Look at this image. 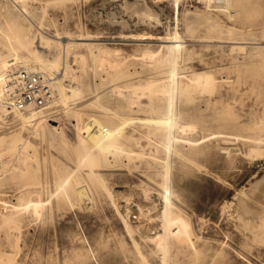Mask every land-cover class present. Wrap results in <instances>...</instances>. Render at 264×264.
I'll use <instances>...</instances> for the list:
<instances>
[{"label":"rangeland","instance_id":"obj_1","mask_svg":"<svg viewBox=\"0 0 264 264\" xmlns=\"http://www.w3.org/2000/svg\"><path fill=\"white\" fill-rule=\"evenodd\" d=\"M193 10L208 12L212 33L190 34L185 16ZM12 17L52 60L60 49L65 58L69 39L90 34L117 64L75 45L67 60L77 92L66 104L40 123L15 112L0 119V211L6 202L13 217L9 225L0 213V252L16 254L13 264H264V213L243 215L239 202L264 177V0H0L6 65L30 55L9 39ZM41 30L60 41L42 44ZM169 38L180 39L177 54ZM100 139L122 142L126 154L99 153ZM77 184L87 203L65 191ZM166 187L164 251L138 226L159 208L162 227ZM136 207L142 223L131 221Z\"/></svg>","mask_w":264,"mask_h":264},{"label":"bare ground","instance_id":"obj_2","mask_svg":"<svg viewBox=\"0 0 264 264\" xmlns=\"http://www.w3.org/2000/svg\"><path fill=\"white\" fill-rule=\"evenodd\" d=\"M5 1V0H4ZM176 1V0H175ZM239 1V0H238ZM256 1V0H255ZM7 2V1H6ZM232 2V0H231ZM254 2V1H253ZM16 4V3H15ZM179 5V3H177ZM251 4V3H250ZM17 5V4H16ZM238 5V4H237ZM240 5V4H239ZM244 5V4H243ZM261 5V4H260ZM4 6V5H3ZM135 6V5H133ZM145 6V5H144ZM147 6V5H146ZM139 7V6H138ZM251 7V6H250ZM20 8V7H19ZM241 8V7H240ZM261 8V7H260ZM6 9L8 10V12H11V6L9 7V5H6ZM22 9V8H21ZM24 9V8H23ZM198 9V8H197ZM234 9V8H233ZM251 9V8H250ZM142 10V14L143 15H152V12L150 11V9L148 7H144L141 9ZM154 10V9H153ZM195 10V9H194ZM193 12H189L185 17L186 20L188 21L189 24V28L188 31L190 32L191 35H196L202 32L205 33H212L211 27L214 26L211 21H209V17L210 15H208V12H200V11H194ZM202 11V10H201ZM247 11V10H246ZM254 11V10H253ZM25 12V11H24ZM139 12V11H138ZM156 12V11H155ZM188 12V11H187ZM186 13V12H185ZM257 13V12H256ZM156 14V13H155ZM154 14V15H155ZM246 14V13H244ZM9 17V16H8ZM13 18V17H12ZM28 18V17H27ZM11 19V18H10ZM251 19V18H250ZM79 20V19H78ZM212 24V25H211ZM217 23H215L216 26ZM219 24V23H218ZM10 25L12 27H14L13 30V34L10 35L9 39L11 41H15L17 43V49L16 52L19 51L20 49H26L28 51V53H30V55L24 57L21 60H17L15 62H12L9 65H6L5 62L0 59V119H5L6 115L10 114L11 112H15L17 113L20 118L24 121V123H34V122H39L40 119L45 118L48 116L47 111L50 110L51 108H53V106H56L58 104H66V102L68 101V98L70 95V93L68 94V92L72 91V93H76L77 90L74 87L76 85V77L74 75H72V70L75 68V66L67 60V56L68 53L71 52V48L75 47V45H83L85 44L86 46H88V49L90 50V57H94V59L96 58L99 59L101 62L100 63H104V64H108L111 66L117 64V62H114L113 60H111L109 58V55L112 54V50H110L111 48L108 49V47H104L101 46L100 42H95L96 40H98V38H96L94 35H86V36H80V37H76V38H71L69 39L68 42H66L64 45V50H65V58L63 57V54L61 49H60V54H58V57L54 60L48 58V56H44L41 54V52L34 47V42L35 39L30 38V32L24 27V25L22 23H20L17 19H14L10 22ZM43 25V24H42ZM80 26V25H79ZM86 27V26H85ZM224 27V26H223ZM41 28V27H40ZM216 27H213V29ZM225 28V27H224ZM11 29V28H10ZM39 29V28H38ZM83 30V29H82ZM218 31L220 29H217ZM216 30V31H217ZM1 31V30H0ZM89 31V29H88ZM263 32V31H262ZM40 42L42 44H52L54 42H59L60 40H58L59 37L54 36V35H49L48 33H46L45 31L41 30L40 32ZM35 34V33H34ZM54 34V33H53ZM264 36V32L262 33ZM208 35V34H207ZM261 35V34H260ZM65 36V35H64ZM210 36V35H209ZM257 36V35H256ZM262 36V35H261ZM254 37V36H253ZM61 38V37H60ZM59 38V39H60ZM63 38V37H62ZM216 38V37H215ZM247 38V37H245ZM248 38H252V37H248ZM255 38V37H254ZM262 38V37H261ZM104 39V38H103ZM62 40V39H61ZM165 41L172 42L170 45L173 46V49L175 50V54H177L180 50V46H181V41L180 39H164ZM263 40V38H262ZM260 41V40H259ZM106 42V41H105ZM186 42V41H185ZM203 42V41H202ZM264 42V40H263ZM40 43V44H41ZM64 43V42H63ZM174 43V45H173ZM41 44V45H42ZM106 45V43H105ZM109 45V44H108ZM260 45V44H258ZM44 46V45H43ZM12 47V46H11ZM112 47V46H111ZM241 47V46H240ZM245 47V46H244ZM93 48H97L99 49L98 53H95ZM171 48V46H170ZM114 49V48H113ZM172 51V50H171ZM119 52V51H117ZM75 56V55H72ZM133 56V55H132ZM78 59V62H84L85 59L87 58V55L85 54H76L75 59ZM73 60V59H71ZM148 61V60H147ZM174 62V59H173ZM172 62V64L174 65V63ZM100 66V65H99ZM28 68V69H36V70H40L42 72H45L46 74H50V75H54V90H55V97L54 100L52 102V104L50 105L49 108L44 109V110H32L29 112H22V111H14L10 108L11 106V101L9 99L8 94L6 93V81L9 77V75L11 74V72L13 70H15L16 68ZM173 69V68H172ZM71 72V73H70ZM110 73V72H109ZM113 73V72H112ZM121 73V72H120ZM173 75V73H172ZM110 76V74L108 75ZM71 77V78H70ZM111 77V76H110ZM172 77V76H171ZM199 77V73H195L193 75V77H191V80L193 81L194 79L196 80ZM66 78H70L72 84L69 85V83L65 84V79ZM218 80V79H217ZM228 80V79H227ZM194 82V81H193ZM213 82L216 85V78H214ZM127 85V84H126ZM173 85V84H172ZM146 86V85H145ZM144 86V88H145ZM142 87V86H141ZM119 88V87H118ZM144 88L142 90H144ZM208 89L213 88V87H207ZM140 89V90H141ZM148 89V88H147ZM139 90V89H138ZM137 90V91H138ZM122 91V90H121ZM136 91V92H137ZM149 91V90H148ZM138 93V92H137ZM172 95V94H171ZM97 98V97H96ZM98 100V99H97ZM171 112V111H170ZM171 114V113H170ZM172 115V114H171ZM49 120H54L56 121L55 118H49ZM57 122V121H56ZM164 123H168L170 130H169V136H168V140L166 141V146L168 147V149L170 150V147L172 145V142L174 140H176L175 135H173L172 133V129L174 127V118L173 117H169L167 119L163 120ZM40 123V122H39ZM23 124V123H21ZM23 126V125H21ZM32 126V125H31ZM56 126L57 125H53ZM182 128V127H180ZM183 129V128H182ZM180 129V130H182ZM185 129V128H184ZM188 129V128H186ZM35 130V129H34ZM113 131V130H112ZM16 132V131H15ZM19 135V134H18ZM109 135V134H108ZM244 135V134H243ZM264 135V134H263ZM262 135V136H263ZM235 136V135H234ZM1 137V136H0ZM21 135L19 136L20 139ZM147 137V136H146ZM238 137V136H237ZM17 138V137H16ZM15 138V139H16ZM22 138V137H21ZM19 139H16V141L14 143L19 142ZM18 140V141H17ZM22 140V139H21ZM20 140V141H21ZM148 140V139H147ZM153 140V139H152ZM151 140V141H152ZM238 140V139H237ZM150 142V141H149ZM163 142V141H161ZM264 142V141H262ZM22 143H24V141H22ZM164 143V142H163ZM174 143V142H173ZM257 143V142H255ZM179 144V142H178ZM198 144V143H197ZM28 145V144H27ZM196 145V144H194ZM253 145V144H252ZM16 147H18V145H15ZM23 146V144H22ZM96 146V145H95ZM148 146V143H147ZM152 146V145H151ZM231 146V145H230ZM13 147V146H12ZM174 147V145H173ZM254 147V145H253ZM15 148V147H14ZM96 148L99 150L100 152H103L104 155H106L107 153H113V154H120V153H124L127 151L126 150V146L120 142V141H109V140H105V139H100V141L97 143ZM90 150L91 152H94L95 149ZM151 148V147H150ZM149 148V150H150ZM251 148V147H250ZM249 148V149H250ZM17 149V148H16ZM172 149V148H171ZM252 149V148H251ZM126 150V151H125ZM130 150V149H129ZM128 150V151H129ZM255 151H253V153L256 155L259 154V148L253 149ZM264 149H262L263 151ZM125 151V152H124ZM131 151V150H130ZM110 152V153H109ZM134 153L137 154V152L133 151ZM98 155V152H95ZM132 153V152H130ZM132 153V154H134ZM179 153V152H178ZM252 153V154H253ZM263 153V152H262ZM131 154V155H132ZM139 154V153H138ZM142 154V153H141ZM144 155V154H143ZM251 155V154H250ZM253 155V156H255ZM261 155V154H260ZM168 156V155H167ZM252 156V155H251ZM262 157V156H261ZM168 158V157H167ZM264 158V156H263ZM24 159V158H23ZM22 159V160H23ZM86 160V159H85ZM171 160V159H170ZM169 161V158H168ZM153 162V161H152ZM169 163V162H168ZM167 167L169 166L166 165ZM172 166V165H171ZM168 168H166L167 170ZM172 170V169H171ZM168 173V172H167ZM166 173V178L169 179V174ZM96 175V174H95ZM69 178V177H68ZM166 179V182H168ZM103 180V179H102ZM105 181V179H104ZM61 182V181H60ZM63 182V180H62ZM81 183V181H80ZM168 184V183H167ZM64 185V184H63ZM107 185V184H106ZM60 186V185H59ZM62 186V185H61ZM167 186V185H166ZM61 188V187H60ZM167 189L164 192V198H165V207L162 211V215H163V219H162V227H161V221L159 216L161 215V209H157L156 211L153 212V217L154 219L151 220L149 217H146L147 219L149 218L150 220L142 223L144 219H142V217L140 218V210L139 207H136L135 209H133V211H131V221L133 222H140L142 223V226H138V228L141 230L142 235H144L146 238H148L149 240L158 243L160 245L161 248L165 249L168 247V239H169V233H170V229H171V211H170V188L166 187ZM62 189V188H61ZM108 190V188H107ZM65 191H68L74 195H77L79 198H81L82 200L84 199L85 202L87 203V199L90 197L89 194H87L86 192V188H83L82 185H76L73 188L70 187H65ZM110 192V190H109ZM66 194V193H65ZM132 195V194H131ZM112 196H116L115 194H113ZM111 196V197H112ZM124 197V196H123ZM50 198V197H49ZM91 198V197H90ZM24 200V199H23ZM83 200V201H84ZM26 201V200H25ZM239 202H240V210L241 213L243 215H248V217H253L256 215H260L262 213H264V177H262L261 179L257 180L256 182H254L249 189L246 190V194H243L241 196H239ZM259 202L261 204V206L256 205V203ZM2 203V201H1ZM30 204V203H29ZM1 205V204H0ZM34 205L36 206V209L41 207L43 205L42 201H39V199L34 202ZM149 205V204H148ZM20 206V205H19ZM26 206V205H25ZM144 206V205H143ZM1 207V206H0ZM9 204H7L6 202L3 205V209H1L0 213L4 216V221L6 222V220L8 219V216H11L8 214L9 211ZM13 207L15 208L16 205H13ZM28 207V205L26 206ZM27 209V208H26ZM15 215V214H14ZM13 215V216H14ZM1 216V215H0ZM2 216V218H3ZM13 217H10L9 220V225L10 222L11 224L13 223ZM12 219V221H11ZM37 219V218H36ZM17 221V219H16ZM15 222V221H14ZM18 223V222H17ZM7 224V223H6ZM16 224V223H15ZM17 225V224H16ZM19 225V224H18ZM20 226V225H19ZM14 229L17 228L16 226L13 227ZM18 229V228H17ZM20 229V228H19ZM147 239V240H148ZM163 251V252H164ZM164 256V254H163ZM164 258V257H163ZM16 261V254L12 253V252H8V251H2L0 252V262L4 263V264H13ZM164 262V261H163ZM166 262V261H165ZM167 264V263H165Z\"/></svg>","mask_w":264,"mask_h":264},{"label":"built area","instance_id":"obj_3","mask_svg":"<svg viewBox=\"0 0 264 264\" xmlns=\"http://www.w3.org/2000/svg\"><path fill=\"white\" fill-rule=\"evenodd\" d=\"M54 75L40 70L16 68L6 81V93L14 111L29 112L50 107L55 97Z\"/></svg>","mask_w":264,"mask_h":264}]
</instances>
